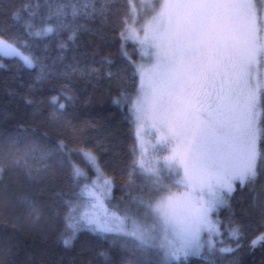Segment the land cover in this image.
Listing matches in <instances>:
<instances>
[{
  "label": "snow or ice",
  "instance_id": "snow-or-ice-1",
  "mask_svg": "<svg viewBox=\"0 0 264 264\" xmlns=\"http://www.w3.org/2000/svg\"><path fill=\"white\" fill-rule=\"evenodd\" d=\"M227 2L230 0H174L165 3L140 29L123 21L119 32L122 46L134 41L141 61L147 56L148 63L125 54L136 86L132 95H125L117 81L119 95L113 97L112 103L118 107L124 104L138 125L151 122L158 126L161 142L175 145L172 155L165 158L168 176L171 178L175 167L180 179L173 180V186H182L184 191L173 192L172 186L163 183L159 170L145 169L143 160L133 161L130 175L139 166L141 172L155 177V199L133 197V204L138 207L127 209L123 215L112 212L109 197L113 181L105 176L97 155L76 138V129L64 119L68 104L75 101L68 84L52 85L59 95L48 96L41 103L52 108L53 121L71 130V143L58 139L54 147H41L32 141L26 150L27 138L16 137L10 144L20 158L5 156L0 148V174L14 165L25 169L29 179L38 178L34 172L39 173L40 169H34L28 159V152L36 150L43 159L57 156L60 169L67 170L75 187L67 198V194L58 192L61 210L52 209L53 226L58 219L67 233H61L65 247H71L80 235L91 234L111 239L113 244L121 238L131 239L132 251L139 253L135 264H186L189 256H200L205 249L210 254H232L231 264H240L235 254L244 243L250 241L249 246L254 248L264 242V203H253L259 208L262 222L254 238L247 236L242 223L229 219L226 227L219 219L222 209L231 208L235 193L246 188L254 190L256 180L264 172V85L259 83L258 74L256 86L248 84L252 64L255 62L259 68V56L264 53V41L257 32L246 42L250 54L235 62L236 80L229 83L227 94L221 96L218 92L217 70L224 58L231 57L233 47V39L218 21V9ZM22 10L14 11L12 19L20 21ZM25 27L34 29L30 22H25ZM56 31L57 26L45 24L29 34L46 37ZM76 38L73 32L68 40ZM26 47L27 43L22 45L7 26L0 27V54L35 68L36 58L25 51ZM60 47L67 45L61 43ZM105 60L108 65L113 63ZM114 75L107 72L109 78ZM158 105L173 117L163 121L166 132H162L158 122ZM44 139H48L47 134ZM81 165L93 171L95 178ZM49 167L46 164L45 170ZM22 203L33 224L43 218L41 206L27 198ZM225 236L227 240L223 239ZM149 254L155 259H150ZM100 255L105 264H114L107 252Z\"/></svg>",
  "mask_w": 264,
  "mask_h": 264
},
{
  "label": "trees",
  "instance_id": "trees-1",
  "mask_svg": "<svg viewBox=\"0 0 264 264\" xmlns=\"http://www.w3.org/2000/svg\"><path fill=\"white\" fill-rule=\"evenodd\" d=\"M257 1L262 4L261 0ZM132 2L0 0V27L7 26L22 45L26 42L25 51L36 58V67L28 68L19 59L0 54V148L3 154L20 158L10 144L16 137L27 138L26 150L31 148L32 141L41 147H54L58 139L66 143L73 141L71 130L53 121L52 108L41 103L48 96L59 95L52 85L68 84L71 86L69 94L75 101L68 104L64 119L76 129V138L83 140L97 155L101 169L113 181L110 207L123 213L126 207H138L133 204V197L144 200L155 197L150 187L155 177L141 172L139 166L134 174H129L133 161L145 160V169L150 167L147 158L153 154V147L139 144L147 137L138 129L131 111L124 104L118 107L112 103L113 97L119 95L117 81L120 92L125 95H132L136 86L133 68L125 54L145 64L147 59L141 61L139 46L134 41L124 42L122 46L119 39L122 22L130 23L132 19ZM18 9H23L22 18L15 21L12 13ZM25 22L32 23L34 29L26 28ZM45 24L57 26L56 33L46 37L29 34ZM73 32L76 40H68ZM61 43L67 47H60ZM105 58L113 63L108 65ZM108 71L115 75L109 78ZM29 99L32 104L26 103ZM148 134L151 136L154 132ZM142 154L145 156L140 157ZM28 159L34 169H40L39 173L34 172L38 178L29 179L25 169L14 165L0 174V264H105L102 252H107L114 264H127V261L135 264L139 253L128 248L123 238L113 244L111 239L83 234L71 247H65L61 233H67L58 219L53 226L52 209L61 210L56 194L63 192L67 198L75 185L70 182L67 170L60 169L57 156L43 159L36 150L28 152ZM46 164L50 167L45 170ZM81 166L94 178L93 171ZM23 198L43 208L44 216L38 223L33 224ZM254 200L264 203V172L256 180L254 190L246 188L235 193L231 208L222 209L219 219L226 227L229 219L242 223L247 236L254 238L262 227ZM249 243H244L235 254L240 264H264V242L254 248ZM233 258L232 254L222 256L208 252L189 256L186 264H231Z\"/></svg>",
  "mask_w": 264,
  "mask_h": 264
},
{
  "label": "rangeland",
  "instance_id": "rangeland-1",
  "mask_svg": "<svg viewBox=\"0 0 264 264\" xmlns=\"http://www.w3.org/2000/svg\"><path fill=\"white\" fill-rule=\"evenodd\" d=\"M261 1L260 2L262 4L260 5L257 0H230V2L225 3V5L218 9V21L224 26L228 35L233 39V47L231 49L230 57L231 65H228V62L225 61L226 58H224L217 70L218 92L221 96H225L227 94L229 83L236 80V72L234 67L235 62L237 60L243 59L250 54L246 42L248 39H250L252 33L257 32L261 40L264 41V0ZM171 2H174V0H138L137 2L133 0L131 6L132 19L129 24H132L135 28L140 29L141 25L151 20L154 16L157 15V13L161 11L162 6L165 3ZM144 58H147V56H145ZM147 63L148 58L146 59V64ZM257 74L259 83L264 85V53H261L259 56V68H257V65L254 62L249 70V86H256ZM157 118L162 132H166L167 129L163 127V121L166 119L170 121L171 119H173L172 115L170 113H166L163 110L162 105H158ZM138 129L143 131L147 137L143 140V142H140L139 144L143 147H153V154L150 158H147L150 162V167L147 168H155L159 170L160 175L163 179V183L172 186L173 192L184 191L182 186H173V180L180 179V177L176 175L175 167H173L172 169L171 178H169L168 176V162H166L165 158L172 155V149L175 147V145L161 142V133L158 130V126H153L151 122L139 124ZM149 132H154V134L150 136L148 134ZM138 133L139 135H142V133ZM144 156L145 154H142L140 157ZM141 160L139 159V161ZM143 162L144 165L147 166L145 160H143ZM146 173L149 174L147 171ZM105 176L110 179V177L106 174ZM150 187L151 190H154L153 186ZM175 188H179V190ZM112 195L113 188L109 199L112 197ZM127 209L129 208L126 207L123 211ZM110 210L112 212H118L121 215L124 214L120 210L111 207ZM148 222L151 223L150 220ZM123 239L125 245L128 246V248L133 249L134 242L128 238ZM202 253H208L207 249H205ZM149 258L155 259V257L151 256V254H149Z\"/></svg>",
  "mask_w": 264,
  "mask_h": 264
},
{
  "label": "flooded vegetation",
  "instance_id": "flooded-vegetation-1",
  "mask_svg": "<svg viewBox=\"0 0 264 264\" xmlns=\"http://www.w3.org/2000/svg\"><path fill=\"white\" fill-rule=\"evenodd\" d=\"M225 61L228 62V65H231V63H230V58H226ZM227 89H228V88H227ZM223 91H224V88H223Z\"/></svg>",
  "mask_w": 264,
  "mask_h": 264
},
{
  "label": "bare ground",
  "instance_id": "bare-ground-1",
  "mask_svg": "<svg viewBox=\"0 0 264 264\" xmlns=\"http://www.w3.org/2000/svg\"><path fill=\"white\" fill-rule=\"evenodd\" d=\"M129 22H131V19H130V21Z\"/></svg>",
  "mask_w": 264,
  "mask_h": 264
}]
</instances>
